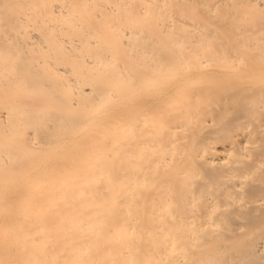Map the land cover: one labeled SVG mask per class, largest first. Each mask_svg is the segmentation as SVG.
<instances>
[{
	"label": "bare ground",
	"instance_id": "bare-ground-1",
	"mask_svg": "<svg viewBox=\"0 0 264 264\" xmlns=\"http://www.w3.org/2000/svg\"><path fill=\"white\" fill-rule=\"evenodd\" d=\"M0 264H264V0H0Z\"/></svg>",
	"mask_w": 264,
	"mask_h": 264
}]
</instances>
